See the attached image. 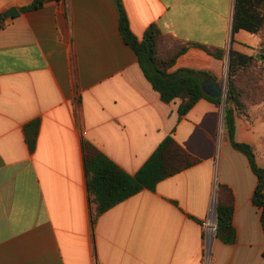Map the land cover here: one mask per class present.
I'll list each match as a JSON object with an SVG mask.
<instances>
[{"label": "crops", "instance_id": "0c3cea01", "mask_svg": "<svg viewBox=\"0 0 264 264\" xmlns=\"http://www.w3.org/2000/svg\"><path fill=\"white\" fill-rule=\"evenodd\" d=\"M34 1L0 0V17L19 11L0 23V264H264L257 177L223 132L224 103L203 98L180 118V100H162L123 40L115 0H48L22 11ZM121 1L139 38L156 24L191 44L171 72H206L203 83L225 89L230 50L264 61L261 33L233 32L235 0ZM34 120L31 151L25 126ZM235 121L236 140L252 145L264 168V102ZM168 136L199 163L112 207L93 227L98 204L82 144L135 175ZM219 183L235 197L233 244L216 237Z\"/></svg>", "mask_w": 264, "mask_h": 264}, {"label": "trees", "instance_id": "16d2710c", "mask_svg": "<svg viewBox=\"0 0 264 264\" xmlns=\"http://www.w3.org/2000/svg\"><path fill=\"white\" fill-rule=\"evenodd\" d=\"M48 0H35L22 11H33L43 7ZM119 16L120 31L125 43L135 52L139 66L153 88L160 93L164 102L180 100L179 116L186 115L199 100L205 98L221 105V98L205 94L203 77L208 73L192 69L171 72L172 65L188 51L191 44L171 39L161 29L152 24L143 38L131 29L129 17L121 0H115ZM233 32L241 29L264 36V0H235ZM0 23L2 21L0 20ZM197 47L213 57L222 60L225 50L204 45ZM224 102V133L232 148L245 154L252 171L257 177L253 203L261 210L264 231V168L256 158L252 145L236 140L237 115L247 114L254 105L264 102V61L234 50L229 52L227 92ZM40 121L34 120L25 126L27 144L31 151L37 146ZM83 145V159L87 175V187L98 204L92 213L93 227L99 217L112 207L125 201L144 189L155 190L157 184L173 175L199 163V159L189 153L173 137L168 136L145 165L131 175L110 160L90 142ZM216 237L226 244L237 240V230L233 224L235 197L231 188L219 183L217 188ZM264 256V253H263Z\"/></svg>", "mask_w": 264, "mask_h": 264}, {"label": "water", "instance_id": "95a60500", "mask_svg": "<svg viewBox=\"0 0 264 264\" xmlns=\"http://www.w3.org/2000/svg\"><path fill=\"white\" fill-rule=\"evenodd\" d=\"M19 14V11L15 8H11V10L7 11L4 15H2L0 17V20H4L5 18H12L14 17L15 15ZM203 89L204 91L206 92V94H209L210 96L212 95V97H226V95H224V91L223 89L216 83L215 80L213 79H210L208 80L207 82H204L203 83ZM216 201V197L215 199L213 200L214 202V209H215V212H216V209H217V202Z\"/></svg>", "mask_w": 264, "mask_h": 264}, {"label": "rangeland", "instance_id": "374dc122", "mask_svg": "<svg viewBox=\"0 0 264 264\" xmlns=\"http://www.w3.org/2000/svg\"><path fill=\"white\" fill-rule=\"evenodd\" d=\"M227 80H228V75L227 76H225V82H226V84H225V89H223V91H224V95H226L225 93L227 92ZM222 99V105H223V103L225 102V99H226V97H223V98H221ZM225 107V106H224ZM223 132H224V130H223ZM221 133H222V127H219V136L221 135ZM225 134V133H224ZM215 197H216V201H217V190H216V193H215ZM215 201V202H216Z\"/></svg>", "mask_w": 264, "mask_h": 264}, {"label": "bare ground", "instance_id": "6f19581e", "mask_svg": "<svg viewBox=\"0 0 264 264\" xmlns=\"http://www.w3.org/2000/svg\"><path fill=\"white\" fill-rule=\"evenodd\" d=\"M215 223L214 222H212L211 220H209L208 221V223H207V229L209 230V232H215Z\"/></svg>", "mask_w": 264, "mask_h": 264}, {"label": "built area", "instance_id": "2783aa9c", "mask_svg": "<svg viewBox=\"0 0 264 264\" xmlns=\"http://www.w3.org/2000/svg\"><path fill=\"white\" fill-rule=\"evenodd\" d=\"M262 54H263V56H264V50L262 51ZM205 225H207V223H205ZM207 227V226H206Z\"/></svg>", "mask_w": 264, "mask_h": 264}]
</instances>
